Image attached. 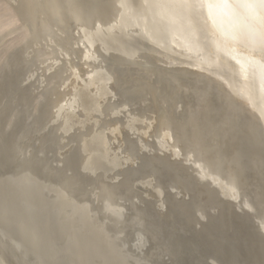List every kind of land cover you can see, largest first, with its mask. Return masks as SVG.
Wrapping results in <instances>:
<instances>
[{
  "label": "bare ground",
  "instance_id": "obj_1",
  "mask_svg": "<svg viewBox=\"0 0 264 264\" xmlns=\"http://www.w3.org/2000/svg\"><path fill=\"white\" fill-rule=\"evenodd\" d=\"M1 2H3V4ZM1 2H0L1 3L0 4L1 5L0 6V36L2 35L1 37H3L4 34H6V36L14 34V36L12 35L13 39L10 38L12 41L10 43L8 42L9 47L7 48V51L9 50L19 51L20 52L19 54L23 56L24 61H22L21 63L24 62V65L26 66L25 74H24L25 78L23 77L24 78L23 80L25 81L26 84L34 87L33 90L34 89L37 90L36 93L38 96L37 99L40 98L39 99L40 101L44 93L48 91L46 95H49V98L45 103L47 104L46 108L49 109L50 112L49 123L58 132L57 135L60 143L59 147L61 149H63L62 147H64V145L66 146L65 141H68L71 138V136L75 134L76 131L81 132L87 125H91L94 129L93 132H91V134L87 133L84 134L82 137L79 136V138L81 137L80 141L75 140V141H79V143L81 142V149L85 154L84 160L81 161L83 163L84 169L87 170L88 172H91L92 174H95L96 171L100 169L99 167H100V163L102 162L101 160L105 159V162H107L106 164H104L107 168L105 171L107 173L114 174L117 167H119L120 165L125 166V164H128L129 162L133 163L134 160L133 157H131L132 154L131 155L129 154L130 153L129 149L127 148L128 150H126L125 145H123L122 135L123 133H126L129 137L132 138L131 141L132 140L135 141V143L138 145L137 147H139L140 150L145 151L146 149V151L148 150L149 152L153 150L158 153H163L162 156L165 154L167 157L171 158L175 163H178L179 165L176 164L177 166L181 165V167L184 170H186L188 174L192 176L191 178H193L195 182L200 184L199 188L202 185L201 189H203L204 186L210 192L211 191L214 192L218 196V198L220 197L221 199H223L227 203V205L233 208L239 215L250 219V221L253 224V228L256 230L259 237L264 241V185L259 183L258 180H255V178L261 173L262 175H264L263 173L264 164H262L263 166H261L258 157L256 158V156L253 155L258 152L259 153L262 152L264 156V7H261L259 3H253V0H226V3L224 2V0H1ZM2 5L4 6L2 7ZM207 19L209 21L210 27H208V22L206 23ZM12 47L15 50L10 49ZM5 53L6 50H4V54ZM11 53L13 52H10L9 54ZM15 54H14V58L17 60V56L15 57ZM6 55L4 56L6 58L10 56V55L6 56ZM12 57L13 56H11V58ZM8 59L10 60V58ZM4 61L5 60H3V62ZM6 61L5 63L9 62ZM3 62L2 65H4ZM14 62L15 61L11 62L10 65ZM7 65L10 66L9 64ZM15 65L16 64L14 63L13 67ZM24 65H21V68ZM1 67L4 68L5 66L4 67L1 66ZM7 71L9 70L7 69ZM135 71H139L138 72L139 77H135V78L130 77L134 75ZM154 75L158 77L157 78L158 80H160V78L161 79L163 78L168 83V86L166 88H156L157 96L153 94V92L151 93L153 95V99H156V102L158 104V110L144 111L145 109L142 110L141 107L135 108L134 102H132L133 97H130L132 96L131 95L132 92L129 88L130 86L129 84L132 83L135 84V86L139 85V87L140 85H143L144 87L147 85L149 86L151 78L152 76L154 77ZM127 76L132 79H128ZM1 77L4 78V75H2ZM1 88L2 87H0V89ZM160 89H162V91ZM134 90L136 89H133V93ZM138 92H140V90H138ZM32 93L33 95L35 94L34 92ZM185 93L186 95L190 94L189 96H191L192 98L191 100L192 104L183 106L182 98L185 96ZM136 94L137 93H135V95ZM137 98L140 99V96ZM39 104H43V103L39 102ZM35 106L39 107L40 105H35ZM32 107L34 108V106ZM169 108L174 110L173 112H177V111H179V113L183 112L181 115L184 117L182 120L184 122L181 123L178 120H175V118L169 114L168 111ZM36 109L37 108H35V110ZM32 110H33L32 108L31 111L28 110L29 113L31 112L32 114ZM3 113L0 114L3 115ZM33 117H35V115ZM105 118H107L108 121L104 122ZM8 119L10 120V117ZM35 120L36 119H34V121ZM27 126L28 124L25 127ZM11 129L12 127L10 128V130ZM55 129H53V132ZM22 130L23 129L21 128L20 131ZM27 132L28 131H26V133ZM33 134L32 136L35 137L36 135L34 136ZM42 139L45 138H41V140ZM34 140L36 141L37 139ZM243 140L253 144L254 146L253 153L252 154L250 153L248 156V164L246 162L247 166L251 168V171L253 170L252 171L253 178L248 176L249 174L246 173L247 170L245 168L246 165L239 152L240 151L239 142ZM26 141L28 143V140ZM53 144H55V141L54 143L52 142V145ZM14 148L12 146L11 151H13ZM41 148L44 147L42 146ZM66 148L64 147V149ZM48 154L49 151L46 153V156H48ZM60 156L62 157V153ZM6 157L4 156V158ZM71 157H73V155H71ZM20 158H23L22 155ZM59 161H61L60 163H62V159H60ZM37 162L40 163L41 161H37ZM48 165L50 166V164ZM77 166L78 165H76V167ZM17 168H19V166H17ZM50 168H48V170ZM28 171L29 169L28 170L25 169L23 171L21 170L18 172L17 175L14 173L15 171H12V173L6 175L7 177L4 178H6L7 182L13 184L14 187L13 186L12 187L14 188V190H16V192H18L17 195H19L20 200L18 201L17 198L16 200L19 202L18 204L19 211L21 213L24 212L25 213L24 215H26V217L28 216L31 217V215L33 214L31 213L33 211L32 209L33 207L29 206L31 202L28 200L29 198L27 199V196H31V194H33L37 189L38 190L40 189L36 185L37 182L35 181L34 176L32 174H29L30 172ZM102 171L104 173V170ZM48 172L51 173L50 170ZM55 172H57V170ZM55 172L53 173L56 175ZM31 173H34V171ZM40 173H42V171ZM111 174L110 176H112ZM50 175L52 176V174ZM46 176L43 175L42 178L43 177L45 178ZM66 176L64 174V176H62V178L64 177V179L62 180L66 181L65 180ZM72 179L73 178L70 179L71 180L70 182L74 180ZM113 179L115 180V178ZM1 180L2 177L0 181ZM68 180L69 178L67 179V181ZM47 181L48 180L46 178V182ZM112 181L113 180H111V184ZM1 182H3V180ZM53 182L55 183V181ZM104 184L105 183H103V186L102 184L100 185L102 187L99 188L94 187L95 189L93 188L94 192L92 191V193L90 194L92 195V200L80 199L82 197V193L79 191H77L81 193V195H79L78 193V195L81 196L79 199L77 198L79 196L76 197L74 193H72L78 199L77 200L75 198L74 200L71 198V195L66 190V188L63 186L59 187V185L56 187L55 190H51V192L54 191L55 193V195L52 196L54 197V200H62L63 205H65L66 208L68 209L66 212L68 214V217L67 216L66 217L75 223V225L73 223L74 227H77L78 229L81 228L83 229L84 227L83 225L85 224L86 227H89L88 228L89 230L91 229L90 227L92 226V229L90 230L92 232V230L93 231L95 230L93 229V226H95V228H97L98 233L103 237L102 241L104 239L106 240L105 244L107 242L108 248L111 249L108 251L109 256L107 252L104 251L106 250L105 248L107 245L105 246V248L101 246L103 247L104 250L102 249L101 252L99 253L100 255L98 256H104L102 255L103 254L102 252H106L105 256L107 254V256L110 258L111 261L112 251L113 252L115 251L118 254L116 255L119 258L117 260L118 263L123 264L122 261L125 262L124 264H126V262H129V264H131L132 262L136 264H140L141 262L144 263L143 257L145 255L142 253V251L143 248L147 245L146 244L147 236H145V232L143 228L139 224H137V222L133 223L135 224L134 226L136 227L134 228V230L131 228L133 230V234L131 241L128 244H126L125 241L123 240L125 236L123 237L122 233H120L122 230L125 229L120 230V229H116L115 227H114L115 229L112 230L110 229L109 224H111V222L112 224H115L116 222L123 223L122 221L126 219L127 215H128L127 217L130 218L129 216L130 207L125 202H123L124 198L123 201H119L118 199L114 200V197H111V195H109L108 192H106L108 188ZM46 185L48 184H45L44 186ZM51 185H53L52 181H51ZM71 185L73 186V189L76 186V184L75 185L71 184ZM141 185L143 187L139 186L140 188L142 189L147 188L150 191H152L154 195H156V197L158 198L157 200L159 202V205L160 203H162V200L160 199L161 191L158 184H154L153 180H145L141 183ZM82 187L80 189H82ZM72 190L69 189V191L71 192ZM37 194H39V192ZM40 194H42V192ZM175 194H178V192H176ZM13 196H15V194ZM42 196L44 195L42 194ZM87 196L89 197V195ZM204 196L205 194H203V198ZM133 197L136 196L134 195ZM39 198L40 197H38V199ZM51 200H53V198L50 199L49 197L48 201L50 202ZM94 201L100 204V206L96 205L99 207V209L96 206H95L96 210L95 208L93 209ZM196 201H199V198ZM197 204L199 205V202ZM51 206H52V201H51ZM199 206H202V204ZM44 207H48V206H44ZM210 208L212 207L210 206ZM51 209L52 208H50V210ZM30 210L32 211L30 212ZM19 211L17 212L20 213ZM205 211L206 210H204V212ZM52 212L54 211L52 210ZM198 212L202 213L200 210ZM58 213H61L62 215V212L61 211L59 212V210ZM18 215H22V214H18ZM18 215L16 214V216ZM62 216L64 217V215ZM62 216H60L61 220L63 219ZM21 217L24 219L23 216ZM29 217H28V221L30 219ZM75 218L80 219L79 221L81 222H78V220H76ZM10 219L11 218H9V220ZM16 219L18 221V218ZM63 221L65 222V219H63ZM113 221L115 223H113ZM131 221L133 222L135 220L132 219ZM30 222L33 221L30 220ZM65 224H67V222ZM127 224L128 226L130 225L128 221ZM57 225L58 224L56 223V226ZM123 225H121L122 228ZM44 227H43V231H45ZM61 227L63 228L64 225ZM116 227H119V225L118 226L116 225ZM51 228H49V231L48 229L46 230L48 231L47 233L50 232ZM68 228L64 227L63 231L65 232V230ZM39 229L40 228H38L37 230ZM72 230L74 231L73 228ZM169 230L171 229L169 228ZM60 231L58 233L63 234V231L61 232ZM73 231L71 232L66 231V232H68L69 235V233L71 234ZM53 232L56 233L57 231L55 232L53 230L52 233ZM91 232H89L90 233L89 235L93 237L91 235ZM42 233L40 232V234ZM47 233L45 235H47ZM92 233H96V230L95 232ZM123 233H125V231ZM40 234H38L37 232L36 234L37 236L35 235L36 236L35 239L39 237L41 238ZM66 234L65 236L68 237ZM73 234L76 237H78L77 239H79V241L75 240V243L76 241H78L79 243L81 241L78 236L79 234H81L80 235L81 238L84 236L82 238V241L84 240V242L92 240L89 239V237L87 236L88 233L86 234V236L88 237L89 240L84 239L85 238L84 232L83 235L82 233L79 234L77 233L78 235H76V233L73 232L72 236ZM38 235L40 236L38 237ZM95 235L97 237V234ZM47 236H45L46 240H47ZM50 237L51 236H49V238ZM100 237L98 238L99 240ZM32 239L35 240L34 238ZM126 239L127 241H129L128 238ZM67 240L69 241L68 238ZM67 240L65 239L64 241L66 243L65 245H68L69 243H70L69 245H71V242L74 241L70 239L71 241H69V243L67 244L68 242ZM82 241L80 244H83ZM172 241L174 242V240ZM41 242L42 241L40 240V244ZM250 242L253 243V241ZM52 243L54 244V242ZM55 243L57 242L55 241ZM99 243H101V241ZM40 244L37 245L39 246ZM24 245L25 244H23V246ZM89 245L91 244H88L87 246ZM97 246H99V244H97ZM255 246H253L252 244V249ZM42 248L44 247L42 246ZM86 249L87 248H85V250ZM89 249L92 248L89 247ZM77 250L78 249L75 250V252H77V257L78 256L80 257V255H78L80 251L78 250L79 251L78 252ZM97 250L99 251V249ZM97 250L96 252H98ZM88 251L89 253L90 252L94 253V251L91 250ZM67 252L68 251H66V253ZM82 252L84 251L82 250ZM115 252L113 254H115ZM72 253L71 251L68 252V254L70 255ZM89 253H87V255H89ZM237 254L238 253H236V255ZM261 255L262 254H260L259 259L264 257V255L263 257H261ZM65 256H67L68 258L69 255H65ZM232 256L235 259V256L234 255ZM254 256L256 257V255H253V258ZM93 257H94V261L96 260L97 262L98 257L95 256ZM108 257L107 258L103 257L102 259L104 260L102 261V263L103 262L106 263V261L108 263L109 262ZM71 258H69L71 261L69 259L65 261L68 262L69 260L72 263L73 259ZM147 258L149 257L147 256ZM105 259L107 260L105 261ZM114 260L116 261V259L115 258L113 259V264H115ZM98 261H99L98 264H100V260ZM152 261L151 264L154 263ZM78 262L77 261L74 262L73 260V263L75 264H77ZM233 262L231 261V263ZM254 262L255 260L253 261V263ZM261 262L264 261L261 260ZM216 263L220 264L218 262Z\"/></svg>",
  "mask_w": 264,
  "mask_h": 264
},
{
  "label": "rangeland",
  "instance_id": "obj_2",
  "mask_svg": "<svg viewBox=\"0 0 264 264\" xmlns=\"http://www.w3.org/2000/svg\"><path fill=\"white\" fill-rule=\"evenodd\" d=\"M1 2V0H0ZM3 4V2H1ZM0 3V4H1ZM5 5V4H4ZM2 5V7L4 6ZM1 6V5H0ZM19 33V32H18ZM14 36V34H12ZM12 35H7L4 34L3 37L0 36V60L1 61V66H5L4 68H1L0 70V87H2L0 90V113H3L5 110V114L3 113L0 114V175L2 177L3 182L0 181V264H69L71 263L70 259L73 255V257L71 259L74 260V262H78L77 264H98L100 260V264H103L102 261L104 258H107L109 256L108 251L111 250L110 248H108L107 242L105 244V239L102 241V235H100L97 231V228H95V226H93V229L96 230V233H92L95 232V230L92 232L90 231L92 229V226L90 228V230L88 229L89 227H86L85 224L83 225V229H78L77 227H74L75 223L73 221H71L70 219H68V214L67 212V208L65 205H63L62 200H54V197H52L53 195H55L54 191L51 192V190H55L56 187L59 185V187L63 186L66 188V190L69 192V194L71 195V198L75 200V198L79 195H81L82 193V197L79 196L77 197L78 199H90L92 200V195H90L92 193V191L94 192L95 188H99L103 186V183H105L104 185L107 186V190L106 192H108L109 195H111V197H114V200H119V201H124L130 208V212H129V216L130 218L134 219L135 221H131L132 219H130L129 217L126 216V219L124 221L121 222H114L115 224H109L110 229H125L122 230L120 233H122L123 237L125 236V238H123V240L125 241L126 244H128L131 241L132 238V234H133V230L136 226H134L135 222H137V224H139L144 232H145V236L146 240H147V245L143 248L142 253L145 255H143L144 257V263L141 262L140 264H151V261L154 262L152 264H217L216 262L220 263V264H264V257H263V251H264V241L259 237L258 233L256 232V230L253 228V224L250 221V219L239 215L233 208H231L230 206L227 205V203L221 199L220 197L218 198V196L214 193V192H210L209 190H207V188H205L203 186V189H201V187L199 188L200 184H198L197 182L194 181L193 178H191L192 176L190 174L187 173L186 170H184L181 165H179L178 163H175L171 158L167 157L165 154L162 156L163 153H158L155 151H145L144 150H140L139 147H137L138 145L135 143L134 140L131 141V137H129L126 133H123L122 135V139H123V145H125L126 150L129 149V154L131 155V157H133V163H128L124 165H120L119 167L116 168L114 174L111 173H107L105 170L107 169L106 166L104 164H106L107 162H105V159H102L100 163V169H98L96 171L95 174H92L91 172H88L87 170L84 169L83 163L81 161L84 160V156L85 154L83 153L82 149H81V142L79 143V141L81 140V137L84 134H91V132H93V127L91 125H87L81 132L76 131L75 134L73 136H71V138L66 142V146L64 145V147L66 149H64V147H62L63 149H61L60 143H59V138H58V132L55 128L52 127V125L49 123L50 120V112L49 109H47V104L45 102H47L49 95H46V93H48V91H46L43 95V97H41V100L39 101L40 98L37 99V90H33L34 87L28 85L25 83V81L23 80L25 78V69L26 66L24 65V62L21 63L22 61H24L23 56L21 54H19V51H12L9 50L10 52H13L15 54V57L17 56V61L14 58V54L7 51V48L9 47V43L12 41L11 39H13ZM6 39H5V38ZM11 38V39H10ZM7 40V41H6ZM10 40V41H9ZM9 42V43H8ZM8 43V44H7ZM4 44V45H3ZM3 45V46H2ZM7 45V46H6ZM6 48V49H5ZM10 49H14L13 47ZM3 50V52H2ZM4 50H6V53L4 54ZM15 50V49H14ZM18 53V54H17ZM4 54V55H3ZM10 55L9 57H4L5 55ZM3 55V57H2ZM6 55V56H7ZM21 55V56H20ZM11 56H13L11 58ZM19 56V57H18ZM10 58L11 62L15 61L14 63L16 64L13 67L12 63L10 65V60L8 59ZM3 60H8L5 63V61L3 62ZM2 62L4 65H2ZM19 62V64H18ZM21 63V64H20ZM7 64H9L10 66H8ZM7 65V66H6ZM21 65L22 66L21 68ZM19 66V67H18ZM7 67V68H6ZM11 67V68H10ZM24 67V69H23ZM3 69V70H2ZM7 69L9 71H7ZM11 70V71H10ZM7 72V73H6ZM137 72V73H136ZM139 71H135L134 75L130 76L132 78L135 77H139L138 74ZM5 73V74H4ZM19 73V74H17ZM138 75H136V74ZM2 75H4V78L1 77ZM24 75V76H23ZM6 77V78H5ZM9 77V78H7ZM16 77V78H15ZM24 77V78H23ZM127 76L128 79H132ZM3 78V79H2ZM14 78V79H13ZM158 77L154 75V77L152 76L151 81H150V85L148 86H143V85H139L135 86V84L130 83L129 88L131 90V95L130 97L132 98V102H134V107L138 108L141 107L142 110L144 111H150V110H158V104L156 102V99H153V95L151 94L153 92V94H156V88H166L168 86V83L165 81V79H161L158 80ZM7 79V81H6ZM3 80V82H2ZM16 80V82H15ZM6 81V83H5ZM21 81V82H20ZM15 82V84H14ZM131 82V80H130ZM155 82V83H154ZM160 82V84H159ZM11 83V84H10ZM164 86H163V85ZM27 85V86H26ZM160 85V86H159ZM13 86V87H12ZM132 86V87H131ZM152 86V87H151ZM136 87V88H134ZM138 87V88H137ZM143 87V88H142ZM145 88V89H144ZM155 88V89H153ZM19 89V90H18ZM25 89V90H24ZM133 89L134 93H133ZM144 89V90H143ZM148 89V90H147ZM150 89V90H149ZM138 90H140V92H138ZM143 90V91H142ZM162 91V89H160ZM151 91V92H150ZM9 92V93H8ZM34 92L35 94L33 95ZM143 92V93H141ZM6 93V95H5ZM11 93V94H10ZM135 93H137L135 95ZM150 93V94H149ZM159 93V92H158ZM142 94V95H141ZM10 95V96H9ZM135 95V96H134ZM140 96V99H138L137 97ZM148 95V96H147ZM190 95V94H189ZM188 94L186 95L185 93V99L184 97L182 98L183 101V106L188 105V104H192L191 103V96H189ZM30 96V97H29ZM142 96V97H141ZM145 96V97H144ZM152 96V97H151ZM136 97V98H135ZM27 98V100H26ZM29 98V99H28ZM44 98V99H43ZM191 98V99H190ZM134 99V100H133ZM188 99V100H187ZM43 100V101H42ZM138 100V101H137ZM18 101V102H17ZM38 101V102H36ZM22 102V103H21ZM34 102V103H32ZM43 103V104H39ZM142 102V103H141ZM185 102V103H184ZM140 103V104H139ZM27 104V105H26ZM138 104V105H137ZM146 104V105H145ZM155 104V105H154ZM7 105V106H6ZM18 105V106H17ZM29 105V106H28ZM35 105H40L39 107L35 106ZM43 105V106H42ZM151 105V106H149ZM34 106V108L32 107ZM12 107V108H11ZM32 110V114L31 112L29 113V111ZM35 108H37L35 110ZM4 109V110H2ZM47 109V110H46ZM171 108L168 109L169 114L175 118V120H178L179 122L183 123V116L181 115L182 113L179 111L177 112H173L174 110H170ZM29 110V111H28ZM38 110V113H37ZM3 111V112H2ZM34 111V112H33ZM181 111V110H180ZM36 112V113H35ZM8 113V114H7ZM29 116H28V114ZM41 113V114H39ZM179 113V114H178ZM22 116H21V115ZM31 114V116H30ZM7 115V116H5ZM35 115V117H33ZM178 115V116H177ZM25 116V117H24ZM4 117V118H3ZM7 117V118H6ZM10 117V120L8 119ZM28 117V120H27ZM12 118V119H11ZM36 119L34 121V119ZM180 118V119H179ZM5 119V120H4ZM7 119V120H6ZM3 120V121H2ZM31 121V122H30ZM37 121V122H36ZM108 121L107 118H105L106 122ZM29 122V123H27ZM33 122V123H32ZM36 122V123H35ZM3 123V124H2ZM19 123V125H18ZM22 124V125H21ZM25 124V125H24ZM28 124L27 127H25ZM9 125V126H7ZM24 125V128H23ZM20 126V127H19ZM22 126V127H21ZM38 126V127H37ZM51 126V127H50ZM2 127V128H1ZM12 127V129L10 130V128ZM46 127V128H44ZM20 128V129H19ZM21 128L23 129L22 131ZM31 128V129H30ZM38 128V129H36ZM50 128V129H49ZM87 128V129H86ZM7 129V130H6ZM19 129V130H17ZM27 129V130H26ZM36 129V130H35ZM42 129V130H41ZM49 129V130H48ZM53 129L54 132H53ZM15 131V132H14ZM20 131V132H18ZM26 131H28L26 133ZM56 131V132H55ZM2 132V133H1ZM22 132V133H21ZM38 132V135H37ZM19 133V134H17ZM35 133V134H33ZM48 135H47V134ZM4 134V135H3ZM32 134L35 136L33 137ZM42 134V135H41ZM46 134V136H45ZM18 137H17V136ZM20 135V137H19ZM29 135V136H26ZM78 135V136H77ZM125 135V136H124ZM11 136V137H10ZM55 136V137H54ZM77 136V137H76ZM79 136H81L79 138ZM4 137V138H3ZM40 137V138H39ZM74 137V138H73ZM41 138H45L42 139ZM8 139V140H7ZM14 139V140H13ZM28 140V143L26 140ZM30 139V140H29ZM34 139H37L36 141ZM57 139V140H55ZM3 140V141H2ZM34 140V141H31ZM55 144L52 145V142ZM73 140V141H72ZM75 140H79V141H75ZM9 141V142H8ZM58 141V142H57ZM240 141L239 143V152L240 155L242 156L243 161L245 162V169L246 173L249 174L248 176L252 177V171L251 168H249L247 166L248 164V156L249 154L253 153V144L247 142V141ZM49 142V143H48ZM6 143V144H5ZM12 143V144H11ZM21 145H20V144ZM23 143V144H22ZM31 145H30V144ZM34 143V144H32ZM47 143V144H46ZM79 145H77V144ZM3 144V145H2ZM51 144V147H50ZM8 145V146H7ZM10 145V147H9ZM18 145V146H17ZM24 145V146H23ZM56 145V146H55ZM5 146V147H4ZM13 146V151H11V147ZM21 146V147H20ZM30 146V147H29ZM34 146V147H33ZM44 148H41V147ZM54 146V147H53ZM74 146V147H73ZM246 146V147H245ZM24 147V148H23ZM38 147V149H37ZM49 148V149H48ZM62 150H60V149ZM71 148V149H70ZM128 148V149H127ZM137 148V149H136ZM16 149V150H15ZM23 149V150H22ZM25 149V150H24ZM70 149V152H69ZM136 149V150H135ZM8 150V151H7ZM21 150V151H20ZM36 150V151H35ZM42 150V151H40ZM58 150V151H57ZM4 151V152H3ZM18 153H17V152ZM23 151V152H22ZM28 151V152H27ZM31 151V152H29ZM33 151V152H32ZM49 151L48 156H46V153ZM53 151V152H52ZM60 151V154H59ZM136 151V152H135ZM7 152V153H6ZM15 152V153H13ZM25 152V153H24ZM44 152V153H43ZM30 153V155H29ZM36 153V154H35ZM62 153V157L60 156ZM138 153V154H137ZM248 153V154H247ZM16 154V155H14ZM39 154V155H38ZM43 154V155H42ZM54 154V155H51ZM151 154V155H150ZM153 154V155H152ZM6 158H4V156ZM22 155L23 158H20ZM71 155H73V157H71ZM75 155V156H74ZM80 155V156H79ZM256 156V158L259 155H262V152H258L256 154H253ZM252 155V156H253ZM2 156V157H1ZM16 156V157H14ZM27 156V157H26ZM29 156V158H28ZM35 156V157H33ZM45 156V158H44ZM55 156V158H54ZM58 156V157H57ZM68 156V157H67ZM39 157V158H38ZM52 157V158H51ZM79 157V158H77ZM20 158V159H19ZM35 158V159H34ZM42 158V159H41ZM45 160H44V159ZM48 158V159H47ZM54 158V159H53ZM167 158V159H166ZM6 159V160H5ZM15 159V160H14ZM23 159V160H22ZM29 159V160H28ZM41 159V160H40ZM52 159V160H51ZM60 159H62V163H60L61 161H59ZM64 159V160H63ZM171 161H170V160ZM20 160V161H19ZM25 160V162H24ZM51 160V161H50ZM75 160V161H74ZM37 161H41L40 163ZM55 163H53V162ZM79 161V162H78ZM174 163H173V162ZM20 162V163H19ZM35 162V163H33ZM50 162V163H49ZM79 164H78V163ZM81 162V163H80ZM165 162V163H164ZM247 162V164H246ZM29 163V164H28ZM58 165H57V164ZM60 163V164H59ZM151 163V164H150ZM164 163V164H163ZM5 164V165H4ZM18 164V165H17ZM20 164V165H19ZM22 164V165H21ZM28 164V165H27ZM33 164V165H32ZM35 164V165H34ZM50 164V166L48 165ZM53 164V165H52ZM63 164V165H62ZM68 164V165H67ZM70 164V165H69ZM72 164V165H71ZM75 164V165H74ZM177 164V165H176ZM9 165V166H8ZM15 165V166H14ZM48 165V167H47ZM53 168H52V166ZM62 167H61V166ZM76 165H78L76 167ZM133 165V166H131ZM145 165V166H144ZM174 165V166H172ZM2 166V167H1ZM7 166V168H6ZM13 166V167H12ZM17 166H19V168H17ZM23 166V167H21ZM34 166V167H33ZM43 166V167H41ZM58 166V167H57ZM71 168L69 169L68 167ZM123 166V167H122ZM170 166V167H169ZM261 166H263L261 164ZM9 167V168H8ZM27 167V168H26ZM36 167V168H35ZM52 169H51V168ZM65 167V168H64ZM83 167V168H82ZM102 167V168H101ZM105 167V168H104ZM163 167V168H161ZM182 169H180V168ZM264 167V166H263ZM41 168V169H40ZM44 168V170H43ZM48 168H50L49 170L51 171L48 172ZM56 168V169H54ZM60 168V169H59ZM63 168V169H62ZM68 168V169H67ZM76 168V169H75ZM144 168V169H143ZM149 168V169H148ZM7 169V170H6ZM10 171H9V170ZM19 169V170H18ZM28 170V172H30L29 174H32L34 176L35 181L37 182V186L39 187L40 190H36L33 194H31V196H27V199L31 202V204H29L30 207H33V211L30 210L31 213H33L31 215V217H29V221H28V217H26V215H24L25 213H21L19 211V195H17L18 192H16V190H14V185L11 184L10 182H7L6 175L12 173V171H15L14 173L17 175L19 171H23V170ZM59 169V170H58ZM66 169V170H65ZM2 170V171H1ZM18 170V171H17ZM57 170V172H55ZM69 170V171H68ZM104 170V173L103 171ZM183 170V172H182ZM34 173H31L33 172ZM36 171V172H35ZM42 171V173H40ZM67 171V172H64ZM158 171V172H157ZM9 172V173H8ZM48 172V173H46ZM55 172L56 175L53 173ZM60 172V173H59ZM155 172V173H154ZM251 172V173H250ZM7 173V174H6ZM70 173V175H69ZM78 173V174H77ZM80 173V174H79ZM87 173V174H86ZM91 173V174H90ZM100 175H98V174ZM102 173V174H101ZM160 173V174H159ZM162 173V174H161ZM264 173V171H263ZM28 174V173H26ZM35 174V175H34ZM52 174V176L50 175ZM60 174V175H59ZM65 176L69 178V180L67 181L68 178L64 177L62 178V176ZM74 174V175H73ZM108 174V175H107ZM110 174L112 176H110ZM120 174V175H119ZM179 174V176H178ZM46 176L45 178L42 176ZM55 175V176H54ZM59 175V176H58ZM69 175V176H68ZM73 175V176H72ZM79 175V176H78ZM82 175V176H80ZM92 175V176H90ZM95 175V176H94ZM105 175V176H103ZM130 175V176H129ZM261 175V176H260ZM258 175L255 180H258L259 183H261L262 185H264V175H262V173ZM10 176V175H9ZM58 176V177H57ZM76 178H75V177ZM101 176V177H100ZM109 176V177H107ZM167 176V177H166ZM181 176V177H180ZM188 176V177H187ZM0 177V179H1ZM52 177V178H50ZM57 179H56V178ZM97 177V178H96ZM103 177V178H102ZM112 177V178H110ZM129 177V178H128ZM172 177V178H171ZM249 177V178H250ZM46 178H47V182H46ZM71 178H73L72 182H70ZM79 178V179H78ZM105 178V179H104ZM115 178V180L113 179ZM138 178V179H137ZM156 178V179H155ZM160 178V179H159ZM174 178V179H173ZM248 178V179H249ZM253 178V177H252ZM261 178V179H260ZM55 179V180H54ZM77 179V180H76ZM95 179V180H94ZM108 179V180H107ZM121 179V180H120ZM144 179V180H143ZM6 180V181H5ZM45 180V181H44ZM60 180V181H59ZM84 180V181H83ZM86 180V181H85ZM90 180V181H89ZM103 180V181H102ZM110 180V181H109ZM111 180L112 184H111ZM145 180H153L154 184H158L160 191H161V200L162 203L158 202V198L156 197V195L153 194L152 191H150L147 188H140L139 186L143 187L141 185V183ZM155 180V181H154ZM163 180V182H162ZM172 180V181H170ZM39 181V182H38ZM51 181L52 184L51 185ZM55 181V183L53 182ZM59 183H58V182ZM79 181V182H78ZM108 181V182H107ZM116 181V182H115ZM141 181V182H140ZM158 181V182H157ZM168 181V183H167ZM7 182V183H6ZM62 182V183H61ZM64 182V184H63ZM70 184H69V183ZM86 182V183H85ZM94 182V183H93ZM138 182V183H137ZM174 182V183H173ZM40 183V184H38ZM86 185H85V184ZM96 183V185H95ZM171 183V184H170ZM186 183V184H185ZM45 184H48L46 186H44ZM56 184V185H55ZM75 185L78 187L80 185L84 186H80V187H76L73 189V186L71 185ZM79 184V185H78ZM94 184V186H93ZM102 184V186H100ZM124 184V185H123ZM138 184V185H137ZM169 184V185H168ZM175 184V185H174ZM65 185V186H64ZM92 185V186H91ZM128 185V186H127ZM179 185V186H178ZM184 185V186H183ZM198 185V186H196ZM13 186V187H12ZM98 186V187H97ZM115 186V187H113ZM162 186V187H160ZM165 186V187H163ZM12 187V188H11ZM42 187V190H41ZM45 189H44V188ZM55 187V188H54ZM58 187V188H59ZM71 187V188H69ZM82 187V189H80ZM95 187V188H94ZM110 187V188H109ZM52 188V189H51ZM72 190L69 191V189ZM94 188V189H93ZM117 188V189H116ZM137 188V189H136ZM10 189V190H9ZM48 189V192H47ZM87 189V190H86ZM93 189V190H92ZM101 189V188H100ZM126 189V190H125ZM12 190V191H11ZM84 190V191H83ZM91 192H90V191ZM113 190V191H112ZM118 190V191H117ZM129 190V191H128ZM14 191V192H13ZM81 193H79V192ZM88 191V192H86ZM186 191V192H185ZM204 191V192H203ZM39 192V194H37ZM42 192V194L44 196H42V194H40ZM71 192V193H70ZM86 192V193H85ZM114 192V193H113ZM176 192H178V194H175ZM203 192V193H202ZM208 192V194H207ZM48 193V194H47ZM52 195H51V194ZM72 193H74V196ZM79 193V195H78ZM112 193V194H111ZM130 193V194H129ZM192 193V194H191ZM15 194V196H13ZM50 194V195H49ZM89 195V197L87 195ZM141 194V195H140ZM203 194H205L204 198H203ZM210 194V195H209ZM40 195V196H39ZM47 197H46V196ZM85 195V198H84ZM136 197H133V196ZM191 195V196H190ZM194 195V196H193ZM37 196V197H35ZM74 198H73V197ZM91 196V198H90ZM120 196V197H119ZM165 196V197H164ZM38 197H40L38 199ZM42 197V198H41ZM45 197V198H44ZM49 197L50 199L53 198L52 201V206H51V201L49 202ZM131 197V198H130ZM133 197V198H132ZM201 197V199H200ZM17 198V200H16ZM44 198V201H43ZM47 198V199H46ZM76 198V199H77ZM129 198V199H128ZM188 198V199H187ZM197 198V199H196ZM199 201H196L198 200ZM206 198V199H205ZM213 200H212V199ZM77 199V200H78ZM133 199V201H132ZM193 199V200H191ZM3 200V201H2ZM47 200V202H46ZM127 200V201H126ZM131 200V202H130ZM213 203H212V201ZM223 200V201H220ZM61 201V202H60ZM204 201V202H203ZM16 202V203H14ZM39 202V203H37ZM44 205H43V203ZM128 202V203H127ZM143 202V203H142ZM190 202V203H189ZM199 202V205L202 204V206H199L197 203ZM202 202V203H201ZM41 203V204H40ZM94 203V207L96 210V207L99 209L98 206L100 204L96 201L93 202ZM130 203V204H129ZM137 203V204H136ZM192 203V204H191ZM205 203V204H204ZM208 203V204H207ZM226 203V204H225ZM16 204V205H15ZM22 204V202H21ZM41 206H40V205ZM49 204V205H47ZM204 204V205H203ZM34 205V206H33ZM36 205V206H35ZM55 205V206H54ZM57 205V206H56ZM60 205V206H59ZM134 205V206H133ZM209 205V206H208ZM225 205V206H224ZM28 206V207H29ZM39 206V208H38ZM44 206H48V207H44ZM51 206V207H50ZM59 206V207H58ZM96 206V207H95ZM159 206V207H158ZM199 206V207H198ZM210 206L212 208H210ZM3 207V208H1ZM9 207V208H8ZM37 207V208H35ZM41 207V208H40ZM144 207V208H143ZM198 207V209H197ZM204 207V208H203ZM207 207V208H206ZM210 209H209V208ZM50 208H52L50 210ZM54 208V209H53ZM56 208V209H55ZM59 208V209H57ZM62 208V209H61ZM143 208V209H142ZM180 208V209H179ZM37 209V210H36ZM97 209V210H98ZM148 209V210H147ZM186 209V210H185ZM216 209V210H215ZM218 209V210H217ZM21 210V209H20ZM52 210L54 212H52ZM61 211L62 215H64V218L61 213H58ZM137 210V211H136ZM146 210V211H145ZM201 211L202 213H199L198 211ZM204 210H206L204 212ZM17 211H19L20 213H18ZM47 211V212H45ZM57 211V212H56ZM141 211V212H140ZM151 211V212H150ZM154 211V212H152ZM164 211V212H163ZM188 211V212H187ZM215 211V213H214ZM219 213H218V212ZM56 212V213H55ZM132 212V213H131ZM35 213V215H34ZM54 213V214H51ZM65 213V214H64ZM69 213V212H68ZM173 213V214H172ZM237 213V214H236ZM9 214V216H8ZM13 214V215H12ZM16 214H22V215H18L16 216ZM44 214V215H43ZM56 214V216H55ZM67 214V215H66ZM70 214V213H69ZM135 214V215H134ZM139 214V215H138ZM154 214V215H153ZM202 214V215H201ZM2 215V216H1ZM15 215V216H14ZM148 215V216H147ZM158 215V216H157ZM164 215V216H163ZM197 215V216H196ZM12 216V217H11ZM23 216L24 219L21 217ZM60 216H62L63 219H65V222L63 221V219L61 220ZM147 216V218H146ZM157 216V217H156ZM181 216V217H180ZM137 217V218H136ZM145 217V218H143ZM172 217V218H171ZM9 218H11L9 220ZM18 218V221L17 219ZM27 220H26V219ZM56 218V219H55ZM163 218V219H161ZM197 218V219H196ZM20 219V221H19ZM76 219V218H75ZM220 219V220H219ZM16 220V222H15ZM30 220H32L33 222H30ZM53 220V221H52ZM61 220V221H60ZM78 220V222L80 219H76ZM129 222V225L127 224V221ZM152 220V221H151ZM164 220V221H163ZM168 220V221H167ZM171 220V221H170ZM224 220V221H223ZM63 221V222H62ZM144 221V222H143ZM170 221V223H169ZM208 221V222H207ZM67 222V224H65ZM69 222V223H68ZM126 222V223H125ZM152 222V223H150ZM179 222V223H178ZM224 222V223H223ZM37 226H36V224ZM53 223V224H52ZM55 223V224H54ZM56 223L58 224L56 226ZM61 223V224H60ZM64 223V224H63ZM74 223V225H73ZM86 223V221H85ZM165 223V224H164ZM183 223V224H182ZM214 223V224H213ZM44 224V226H43ZM46 224V225H45ZM60 224V225H59ZM126 224V225H123ZM172 224V225H171ZM211 224V225H210ZM32 227H31V226ZM48 225V227H47ZM51 225V226H50ZM55 225V227H54ZM68 228L69 226V230L66 229L65 232L63 231L64 227L62 228L61 226H63ZM115 225V226H114ZM116 225L119 227H116ZM123 225V228L122 226ZM165 227H164V226ZM167 225V226H166ZM179 225V226H178ZM204 225V226H203ZM216 225V226H215ZM252 225V226H251ZM127 226V227H125ZM145 226V227H144ZM172 226V227H169ZM195 226V227H194ZM37 227V228H36ZM43 227L44 230L46 231L49 228L50 232L47 233L48 231H46L47 235L51 236L49 238V236L45 235V231H43ZM47 227V228H46ZM86 227V228H85ZM115 227V228H114ZM121 227V228H120ZM130 227V228H129ZM38 228H40L39 230H37ZM72 228L74 229V231L72 230ZM77 228V229H76ZM86 231H85V229ZM133 230H132V229ZM147 228V229H146ZM152 228V229H151ZM169 228L171 230H169ZM213 228V229H211ZM220 228V229H219ZM236 228V229H235ZM8 229V230H7ZM42 229V230H41ZM56 229V230H55ZM131 229V230H130ZM226 229V231H225ZM233 229V230H232ZM27 230V231H26ZM37 230V231H36ZM57 231L56 233H52V231ZM63 231V234L58 233L59 231ZM84 230V231H83ZM156 230V231H155ZM255 230V231H254ZM43 231V233H42ZM60 231V232H61ZM73 231L74 233H76V235H78L79 233L83 232L85 233V238L84 239H92L91 241H86L84 242V240L82 241V237L81 238V234H79V238L80 240L83 242V244H80L78 242L79 239H77L78 237H76L74 234L72 236V233L68 235V232ZM79 231V232H78ZM83 231V232H81ZM125 231V233H123ZM152 231V232H151ZM173 231V232H172ZM188 231V232H187ZM218 231V232H217ZM231 233H230V232ZM240 231V232H239ZM40 234V232L43 234L41 235V238L39 237L40 235H38L39 238L35 239V237L37 236L36 234ZM89 232H91V235L93 237H91L89 234ZM131 232V233H130ZM154 232V233H153ZM162 232V233H161ZM166 232V233H164ZM176 232V234H175ZM35 233V234H34ZM67 233V234H66ZM78 233V234H77ZM88 233V237L86 236V234ZM129 233V234H127ZM156 233V234H155ZM175 235H173V234ZM187 233V234H186ZM191 233V234H190ZM54 234V235H53ZM60 234V235H59ZM65 234L68 236L66 237ZM97 234V237L96 235ZM159 234V235H158ZM166 234V236H165ZM168 234V235H167ZM170 234V235H169ZM15 235V236H13ZM36 235V236H35ZM57 235V236H55ZM63 235V236H62ZM195 235V236H194ZM245 235V236H244ZM45 236H47V240L45 239ZM53 236V237H52ZM71 236V237H70ZM75 236V238H74ZM101 236V237H100ZM127 236V237H126ZM130 236V237H129ZM179 236V237H178ZM190 236V237H189ZM255 236V237H254ZM25 237V238H24ZM59 237V238H58ZM66 237V238H65ZM87 237V238H86ZM100 237V240L98 239ZM156 237V238H155ZM174 237V238H172ZM188 237V239H187ZM244 237V239H243ZM24 238V239H23ZM32 238H34L35 240H33ZM61 238V240H60ZM67 240V238L69 239V241H73L71 242V245H69V241L67 242V244L69 245H65L66 243L64 242L65 239ZM129 241H127V239ZM159 238V239H158ZM184 238V239H183ZM16 239V240H15ZM52 239V240H51ZM71 239V240H70ZM88 239V240H89ZM97 241H96V240ZM164 239V241H163ZM169 239V240H168ZM171 239V240H170ZM242 239V240H241ZM250 239V240H249ZM13 240V241H11ZM37 240V241H36ZM39 240V241H38ZM40 240L42 241L40 244ZM45 240V242H44ZM50 240V242H49ZM57 243H55V241ZM58 240V241H57ZM75 240L76 241L75 243ZM99 240V241H98ZM174 240V242L172 241ZM198 240V241H196ZM203 242H202V241ZM241 240V241H240ZM248 240V241H247ZM96 241V242H95ZM101 241V243H99ZM169 241V242H168ZM191 241V242H190ZM244 241V242H243ZM250 241H253L250 242ZM24 242V243H23ZM27 242V244H26ZM36 242V243H35ZM39 242V243H37ZM54 242V244L52 243ZM78 242V243H77ZM89 242V243H88ZM92 242V243H91ZM95 242V243H94ZM163 242V243H162ZM167 242V243H166ZM178 242V244H177ZM190 242V243H189ZM193 242V243H192ZM246 242V243H245ZM25 244L23 246V244ZM44 243V244H43ZM51 243V244H50ZM74 243V244H72ZM91 244L89 246H87L88 244ZM165 243V244H164ZM175 243V244H173ZM204 243V244H203ZM250 243V244H249ZM257 243V244H256ZM263 243V244H262ZM37 244H40L39 246ZM53 244V245H52ZM62 244V245H61ZM87 244V245H86ZM96 244V245H94ZM97 244H99V246H97ZM101 244V245H100ZM105 244V245H104ZM177 244V245H176ZM191 244V245H190ZM201 244V245H200ZM227 244V245H226ZM242 244V245H241ZM246 244V245H245ZM252 244L253 249H252ZM44 248H42V246ZM47 245V246H46ZM52 245V247H51ZM55 245V246H54ZM82 245V246H81ZM107 245V246H106ZM185 245V246H184ZM188 245V246H187ZM190 245V246H189ZM195 245V246H193ZM233 245V247H232ZM245 245V248H244ZM248 245V246H247ZM251 245V246H250ZM263 245V246H262ZM26 246V247H25ZM41 246V247H40ZM49 246V247H48ZM54 246V247H53ZM63 246V247H61ZM69 248H68V247ZM72 246V247H71ZM80 246V247H79ZM84 246V247H83ZM96 249H95V247ZM103 246L105 248L106 246V250L103 249ZM168 246V247H167ZM187 246V247H186ZM23 247V248H22ZM67 247V248H66ZM71 247V248H70ZM79 247V248H78ZM89 247H91L92 249H89ZM99 247V248H98ZM101 247V249H100ZM208 247V249H207ZM29 248V250H28ZM41 248V249H40ZM48 248V249H47ZM50 248V250H49ZM78 249L80 251V253H78V255H80V257H77V252H75L76 249ZM85 248H87L85 250ZM238 248V249H237ZM46 249V250H45ZM99 249V251L97 250ZM104 250L107 252L106 256L105 253L106 252H102L104 256H98L100 255L99 253L101 252V250ZM108 249V250H107ZM168 249V250H167ZM231 249V250H229ZM255 249V250H254ZM259 249V250H258ZM70 252H75L72 253L71 255L68 254V252L66 253V251ZM77 250V251H78ZM82 250L84 252H82ZM88 250L94 251L90 252ZM96 250L98 252H96ZM236 250V251H235ZM241 250V251H240ZM244 250V251H243ZM261 250V251H260ZM43 251V252H41ZM78 251V252H79ZM87 251V252H86ZM147 253H146V252ZM166 251V253H165ZM190 251V252H189ZM194 251V252H193ZM196 251V252H195ZM254 251V252H253ZM16 252V253H15ZM115 252V251H114ZM112 251V258L114 257L116 259V261L119 259L118 255L116 252L115 254ZM183 252V253H182ZM226 252V254H225ZM242 252V253H241ZM252 252V253H251ZM260 252V253H258ZM262 252V253H261ZM66 253V254H65ZM86 255V258L85 255ZM87 253H89V255H87ZM97 253V254H96ZM155 253V254H154ZM163 253V254H162ZM168 253V254H167ZM229 253V254H228ZM236 253H238L236 255ZM240 253V254H239ZM256 253V254H255ZM64 254V255H63ZM92 254V255H91ZM95 254V255H93ZM147 254V255H146ZM176 256H174V255ZM201 254V255H200ZM260 254L261 259L260 258ZM63 255V256H62ZM65 255H69L68 258ZM75 255V256H74ZM83 255V256H82ZM97 255V256H96ZM232 255H236L235 259ZM243 255V256H242ZM253 255H256V258ZM259 255V256H258ZM60 256V257H59ZM66 258H65V257ZM92 256V258H91ZM98 257L97 258V262L96 260L94 261V257ZM147 256L149 258H147ZM160 256V257H159ZM209 256V257H208ZM233 258H232V257ZM62 257V258H61ZM64 257V258H63ZM75 257V258H74ZM77 257V258H76ZM83 257V258H82ZM85 257V259H84ZM117 257V258H116ZM171 257V258H170ZM191 257V258H190ZM214 257V258H213ZM219 257V258H218ZM246 257V259H245ZM13 258V259H12ZM81 258V259H80ZM91 258V259H90ZM108 257L109 262L107 263V259H105L107 264H113V259ZM166 258V259H165ZM186 258V259H185ZM205 258V259H204ZM232 258V259H231ZM253 258V259H251ZM64 259V260H62ZM68 260L65 261V260ZM78 259V260H77ZM93 259V260H92ZM146 259V260H145ZM188 259V260H187ZM226 259V260H225ZM239 259V260H238ZM259 259V260H257ZM12 260V261H11ZM55 260V261H54ZM72 260V263H73ZM76 260V261H75ZM85 260V261H84ZM121 260V259H120ZM149 260V261H148ZM222 260V261H221ZM236 260V262H235ZM238 260V262H237ZM248 260V261H247ZM251 260V261H250ZM255 260V262L253 263V261ZM257 260V261H256ZM33 261V262H32ZM63 261V262H61ZM82 261V262H81ZM116 261L114 260V263H116ZM225 261V262H224ZM231 261L233 263H231ZM50 262V263H49ZM96 262V263H95ZM121 262V261H120ZM146 262V263H145ZM149 262V263H148ZM191 262V263H190ZM222 262V263H221ZM230 262V263H229ZM258 262V263H257ZM71 263V264H72ZM104 263V264H106ZM122 263L124 264L125 262L122 261ZM131 263V261H130ZM133 263V262H132ZM131 263V264H132ZM75 264V263H73ZM121 264V263H118ZM126 264H129V262H126ZM136 264V263H133Z\"/></svg>",
  "mask_w": 264,
  "mask_h": 264
},
{
  "label": "water",
  "instance_id": "obj_3",
  "mask_svg": "<svg viewBox=\"0 0 264 264\" xmlns=\"http://www.w3.org/2000/svg\"><path fill=\"white\" fill-rule=\"evenodd\" d=\"M204 21H205V19H204ZM208 22V27H210V24H209V21H208V19L206 20V23ZM207 25V24H206ZM258 160H259V162L261 163V164H264V156H263V153H262V155H259L258 156Z\"/></svg>",
  "mask_w": 264,
  "mask_h": 264
},
{
  "label": "snow or ice",
  "instance_id": "obj_4",
  "mask_svg": "<svg viewBox=\"0 0 264 264\" xmlns=\"http://www.w3.org/2000/svg\"><path fill=\"white\" fill-rule=\"evenodd\" d=\"M224 2L226 3V0ZM253 3H259L261 7H264V0H253Z\"/></svg>",
  "mask_w": 264,
  "mask_h": 264
}]
</instances>
